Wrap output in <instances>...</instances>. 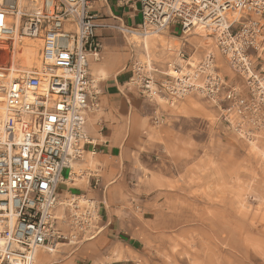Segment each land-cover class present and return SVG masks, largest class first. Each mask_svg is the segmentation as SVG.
<instances>
[{
    "label": "built area",
    "instance_id": "2783aa9c",
    "mask_svg": "<svg viewBox=\"0 0 264 264\" xmlns=\"http://www.w3.org/2000/svg\"><path fill=\"white\" fill-rule=\"evenodd\" d=\"M99 1L0 0V264H35L40 251L102 232L97 201L58 196L93 145L86 127L102 90L89 68L101 61L100 30L123 36L129 85L144 99L174 107L200 97L240 138L253 143L264 132V0H127L140 7L138 27L97 15ZM177 27L181 38L205 31L216 52L197 60L201 47L182 41L176 59L156 67L144 41ZM26 41L40 43L29 65L21 58ZM218 58L238 81L221 73Z\"/></svg>",
    "mask_w": 264,
    "mask_h": 264
},
{
    "label": "rangeland",
    "instance_id": "374dc122",
    "mask_svg": "<svg viewBox=\"0 0 264 264\" xmlns=\"http://www.w3.org/2000/svg\"><path fill=\"white\" fill-rule=\"evenodd\" d=\"M175 31L144 41L156 67L165 70L182 41L201 47L197 60L205 50L216 52L205 31L186 38L178 27ZM219 60L223 73L233 78ZM143 110L137 143L118 159L129 168L127 190L112 193L118 206L113 209L124 222L118 239L123 245L110 241L109 247L88 249L91 240L60 245L56 252L40 251L35 264L41 254L49 257L48 264H64L75 254L87 264H264V132L253 143L240 138L200 97L174 107L148 101ZM100 117L101 112L90 115L88 126H96ZM87 160L86 154L76 163L82 178L98 164L91 158L89 166ZM69 193L76 194L67 191L63 199ZM125 243L133 248L127 250Z\"/></svg>",
    "mask_w": 264,
    "mask_h": 264
},
{
    "label": "crops",
    "instance_id": "0c3cea01",
    "mask_svg": "<svg viewBox=\"0 0 264 264\" xmlns=\"http://www.w3.org/2000/svg\"><path fill=\"white\" fill-rule=\"evenodd\" d=\"M132 1L137 3V0ZM106 2L107 5L102 0L94 3V13L99 16L109 17L111 23L118 24L116 20L110 18L113 16L118 17L130 27H138L140 25L141 17L138 4L133 9L130 4H126L127 0H106ZM167 34L171 36V34L175 35L176 32L170 31ZM99 37L103 45L101 61L94 62L91 60L89 73L100 81L102 96L98 112H101V117L100 120L95 121L96 126H88L87 124L86 127L88 136L93 140V145L88 146L86 150L88 155L86 163H89L88 165L90 166L91 162L89 160L92 158L98 164L94 167L95 170L91 167L86 169L87 176L85 178L79 175L83 171H79V174L75 172L78 169L77 165H75L72 177L78 178V182H71L70 187L67 184L66 186L61 185L58 189L60 198H63L67 191H73L79 195L85 194L95 199L99 204L101 221L98 226L102 228V232L97 235L99 238L97 237L96 240L93 239L87 243L86 247L88 249L98 246L101 248L109 247L106 245L110 241L113 244L115 243L117 247L118 245H123L118 239L122 237L121 232L123 231L124 222L118 217L117 210L113 209V207L117 206L113 202V194L114 192L127 190L129 168L126 163H123L122 168L118 159L126 157L131 151L132 145L137 143L141 133L143 108L145 103L148 102V100L139 95L134 87L129 85L131 73L126 69V66L129 62L130 54L120 32L114 29L100 30ZM135 47L137 52L142 55V46L136 44ZM150 60L152 61L151 58ZM152 62L155 64L154 61ZM219 66L221 73L225 75L220 64ZM159 68L164 69L165 67ZM225 76L231 80L238 81L234 77ZM96 181L98 186L94 188ZM125 245H127V250L133 248L130 243H125ZM106 252L107 250L104 253ZM96 253L94 255L99 256ZM75 255L68 256L64 264H87L77 254ZM117 262L116 264H120V261ZM48 263L49 257L41 254L40 263L38 264Z\"/></svg>",
    "mask_w": 264,
    "mask_h": 264
},
{
    "label": "bare ground",
    "instance_id": "6f19581e",
    "mask_svg": "<svg viewBox=\"0 0 264 264\" xmlns=\"http://www.w3.org/2000/svg\"><path fill=\"white\" fill-rule=\"evenodd\" d=\"M204 36H208L206 32H204ZM145 43V42H144ZM40 43L32 42V41H26L24 46V51L21 55V58L23 59L24 63L29 65L31 62L37 59L38 50L40 48ZM146 44V43H145ZM147 47V44H146ZM163 102V101H162ZM2 114V106L0 105V115ZM74 164L72 166V172L74 170ZM36 261V260H35Z\"/></svg>",
    "mask_w": 264,
    "mask_h": 264
}]
</instances>
